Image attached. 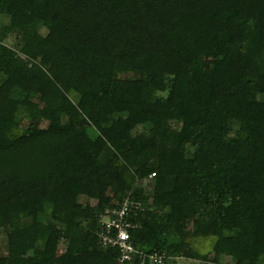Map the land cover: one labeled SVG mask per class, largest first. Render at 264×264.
<instances>
[{"label":"trees","instance_id":"obj_1","mask_svg":"<svg viewBox=\"0 0 264 264\" xmlns=\"http://www.w3.org/2000/svg\"><path fill=\"white\" fill-rule=\"evenodd\" d=\"M127 195L144 255L262 258L264 0H0V264H119Z\"/></svg>","mask_w":264,"mask_h":264},{"label":"built area","instance_id":"obj_2","mask_svg":"<svg viewBox=\"0 0 264 264\" xmlns=\"http://www.w3.org/2000/svg\"><path fill=\"white\" fill-rule=\"evenodd\" d=\"M138 206V204L131 201L130 195H127L118 208L113 210L108 209L104 212L101 218L102 230L98 234L101 245L104 248L110 246L118 247L119 264H133V259L136 256L142 262L144 259H147L152 264H164L165 255L163 253L144 255L129 242L128 229L131 225L127 222V218L131 210Z\"/></svg>","mask_w":264,"mask_h":264},{"label":"rangeland","instance_id":"obj_3","mask_svg":"<svg viewBox=\"0 0 264 264\" xmlns=\"http://www.w3.org/2000/svg\"><path fill=\"white\" fill-rule=\"evenodd\" d=\"M225 26H226V22H219V23L214 22V24H213V27H215L216 29H223V28H225ZM12 39H13V37L7 39V41H5V44L7 46H12V44H13ZM47 117H48V119H53V120L57 119V115L53 111H50ZM20 119H18V121ZM19 124L22 125L21 127L23 129H25L27 127L26 122L20 121ZM81 202L85 205L86 201L83 199ZM95 203H96L95 199L88 201V204H90V205H94ZM191 225H192V223H191ZM191 227H193V226H191ZM2 244H3V239L0 238V245H2ZM193 246L198 250V252L201 255H204L207 253L209 254L211 252L212 239L208 238L206 240H198V241L196 240V241H194ZM65 248H66V245L62 241H60L57 245L58 255L63 253L65 251ZM180 264H205V263H202V262L197 261V260L196 261L195 260H185V261H181ZM207 264H212V263L209 262ZM257 264H264V252H263L262 258H260V260Z\"/></svg>","mask_w":264,"mask_h":264}]
</instances>
